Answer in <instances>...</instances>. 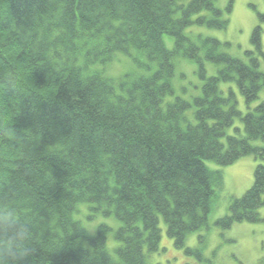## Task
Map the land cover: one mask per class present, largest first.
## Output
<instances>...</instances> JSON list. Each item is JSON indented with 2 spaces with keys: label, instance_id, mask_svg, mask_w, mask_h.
I'll list each match as a JSON object with an SVG mask.
<instances>
[{
  "label": "trees",
  "instance_id": "16d2710c",
  "mask_svg": "<svg viewBox=\"0 0 264 264\" xmlns=\"http://www.w3.org/2000/svg\"><path fill=\"white\" fill-rule=\"evenodd\" d=\"M228 26L217 0H0L3 264H150L161 221L177 248L215 264L187 245L225 184L207 161H260L216 223L264 221V101L243 114L221 88L236 82L250 103L264 73L199 30ZM182 60L204 81L193 93H177ZM206 61L222 67L209 76ZM237 118L245 135H228ZM99 214L119 222L112 234L90 230Z\"/></svg>",
  "mask_w": 264,
  "mask_h": 264
},
{
  "label": "rangeland",
  "instance_id": "374dc122",
  "mask_svg": "<svg viewBox=\"0 0 264 264\" xmlns=\"http://www.w3.org/2000/svg\"><path fill=\"white\" fill-rule=\"evenodd\" d=\"M232 10L228 11V6ZM217 6L225 11L229 19V26L226 30L199 28L204 35L213 36L223 44L227 52L250 61L256 57L259 61V69L264 73V54L255 50L251 42L253 30L257 25L262 26V45L264 52V23H260L259 14L264 13V0H217ZM198 31V30H196ZM253 51V55H247ZM121 60L126 63L124 57ZM116 62L112 73L119 74L125 69V63ZM208 75H215L221 65L206 61ZM177 93L187 90L195 92L196 86H202L203 80L196 73V64L188 60H182L177 69L176 78ZM221 88L225 94H229L230 88L236 94L239 109L243 114L257 107L264 101V87L257 99L247 103L245 96L240 91L236 82H222ZM193 89V90H192ZM189 91V92H191ZM180 94V93H179ZM240 128V131L236 129ZM244 125L240 119L228 128V135H245ZM255 145H262V140L253 141ZM260 163L252 155L239 158L230 165H219L214 161H207L212 169L221 170L224 174L225 184L220 195L209 215L208 225L189 235L187 245L200 247L204 245V255L213 260L215 264H264V221L262 222H238L231 228L224 229L216 221L229 212L232 200L241 198L253 185L256 166ZM264 216V207L260 210ZM100 223H107L113 231L117 229L119 222L114 216L105 217L97 215L90 223V230L94 232ZM162 240L160 250L150 255V264H201L202 262L194 255H188L183 248H177L174 239L169 237L164 222L161 221ZM205 237L204 238H201ZM111 237V235H110Z\"/></svg>",
  "mask_w": 264,
  "mask_h": 264
},
{
  "label": "clouds",
  "instance_id": "9594fccd",
  "mask_svg": "<svg viewBox=\"0 0 264 264\" xmlns=\"http://www.w3.org/2000/svg\"><path fill=\"white\" fill-rule=\"evenodd\" d=\"M3 226H4V225H3V222L0 221V227H3ZM9 226H11V225H9ZM3 255H4V253H3V249H0V257H2ZM8 255H9V256H12V250H11V248H9ZM0 264H3V259H0Z\"/></svg>",
  "mask_w": 264,
  "mask_h": 264
}]
</instances>
